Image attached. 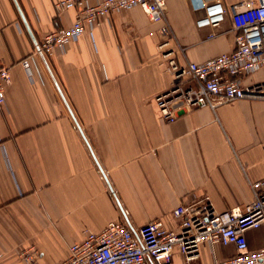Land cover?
I'll list each match as a JSON object with an SVG mask.
<instances>
[{"label":"crops","instance_id":"crops-1","mask_svg":"<svg viewBox=\"0 0 264 264\" xmlns=\"http://www.w3.org/2000/svg\"><path fill=\"white\" fill-rule=\"evenodd\" d=\"M17 1L38 42L75 16L74 8L57 11L58 0ZM166 7L184 48L179 60L202 61L233 46L229 16L197 27L201 12L189 0ZM159 27L140 6L110 12L44 54L52 77L15 0H0V66L11 73L0 105V264H23L15 253L24 245L37 246L41 263L62 259L82 229L111 219L133 232L154 218L174 227L170 211L180 201L207 195L224 210L251 200L249 181L264 177V99L164 120L153 99L170 81ZM32 55L39 70L23 65ZM242 80L264 81V66ZM245 234L250 248L264 245V222ZM233 252L232 244L203 242L193 263ZM170 264H186L178 248Z\"/></svg>","mask_w":264,"mask_h":264},{"label":"built area","instance_id":"built-area-1","mask_svg":"<svg viewBox=\"0 0 264 264\" xmlns=\"http://www.w3.org/2000/svg\"><path fill=\"white\" fill-rule=\"evenodd\" d=\"M189 1L194 11L201 12L195 19L197 27H216L229 16L234 31L230 49L202 61L179 60L175 54L183 55L184 48L166 16V0H58L56 10L74 8V19L43 33L35 53H51L55 46L78 39L110 12L140 6L150 20L160 22L157 46L170 81L153 99L164 120L174 121L204 105L214 110L235 99H264V81L245 84L242 80L264 66V0H236L228 5L220 0ZM32 62L39 70L33 55L24 59L23 65L29 68ZM10 81V69L0 66V105L6 102ZM249 185L252 198L242 207L218 210L206 195L178 202L170 211L174 227L154 218L133 232L125 220L111 219L99 230L82 229L81 238L69 244L62 259L41 263L36 245H24L15 254L23 264H170L171 254L178 248L186 264H198L193 260L201 243L208 242L232 244L234 252L206 264H264V245L250 248L245 234L264 222V177L249 181Z\"/></svg>","mask_w":264,"mask_h":264},{"label":"water","instance_id":"water-1","mask_svg":"<svg viewBox=\"0 0 264 264\" xmlns=\"http://www.w3.org/2000/svg\"><path fill=\"white\" fill-rule=\"evenodd\" d=\"M15 2H16V5H17V7H18V9H19V11H20V13H21V15H22L23 20L25 21V23H26V25H27L28 30L30 31V33L33 35V37H34V39H35V42H36L37 48H39V43H38L37 39L35 38V36H34V34H33V32H32V29H31V27H30V25H29V23H28V21H27L25 15H24V13H23V11H22V8L20 7V5H19V3H18L17 0H15ZM40 56H41V58H42V60H43V62H44V64H45L46 68H47L48 71L51 73L52 77H54L53 74H52V72H51V69H50V67H49V65H48V63H47V61H46L45 56H44V54H43L41 51H40ZM54 80H55V79H54ZM58 89H59V87H58ZM59 90H60V89H59ZM60 93H61V91H60ZM61 95H62V97H63V99H64V96H63L62 93H61ZM64 100H65V99H64ZM78 126H79V125H78Z\"/></svg>","mask_w":264,"mask_h":264}]
</instances>
